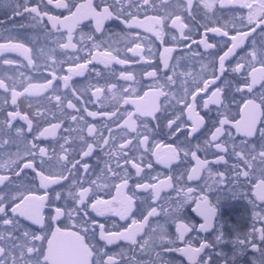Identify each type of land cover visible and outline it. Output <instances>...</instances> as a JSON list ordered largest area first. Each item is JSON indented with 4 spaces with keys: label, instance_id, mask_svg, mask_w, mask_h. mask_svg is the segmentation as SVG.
<instances>
[{
    "label": "flooded vegetation",
    "instance_id": "flooded-vegetation-1",
    "mask_svg": "<svg viewBox=\"0 0 264 264\" xmlns=\"http://www.w3.org/2000/svg\"><path fill=\"white\" fill-rule=\"evenodd\" d=\"M262 176L264 0H0V264H264Z\"/></svg>",
    "mask_w": 264,
    "mask_h": 264
},
{
    "label": "snow or ice",
    "instance_id": "snow-or-ice-1",
    "mask_svg": "<svg viewBox=\"0 0 264 264\" xmlns=\"http://www.w3.org/2000/svg\"><path fill=\"white\" fill-rule=\"evenodd\" d=\"M11 115V113H10ZM23 119H27V117H22ZM13 125L12 124H9L8 127L11 128ZM29 131H31V128H29ZM39 138H36V140L38 141ZM33 148L36 147V142L34 141L33 142ZM41 152L44 151L43 148L40 149ZM33 167H35L33 165ZM19 174V173H17ZM245 179H248V177H245ZM260 185H264V176L261 177L260 179V182H259ZM251 186V184L249 185ZM252 196L255 197V199H252V202L254 204V208H256L255 206L257 205V202H259L260 204L264 205V191H253L252 193ZM215 213H216V209L213 208V209H209L208 213L206 215H204L202 218H203V223L200 225V228L201 229H209L210 227L213 226V221H214V217H215ZM253 216H254V219L255 221L256 220H264V211H261V212H256L254 211L253 212ZM189 230V227L187 225H184L183 226V232H181V236L183 237V233L187 232ZM253 231L254 232H264V228H261V229H256L255 226L253 228ZM192 248V251L194 253V255L190 256L189 257V260L190 261H195L196 260V257L198 256V254L201 252V250L204 248V247H207L206 244H201L199 245L198 247L196 246H190ZM172 251H175V252H179V253H182L183 255H185V250L184 249H180V250H176V249H170L169 252H172Z\"/></svg>",
    "mask_w": 264,
    "mask_h": 264
}]
</instances>
